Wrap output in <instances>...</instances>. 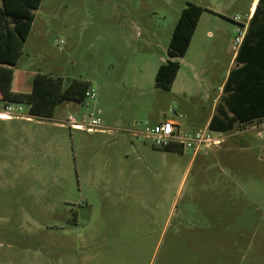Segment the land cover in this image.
Wrapping results in <instances>:
<instances>
[{
    "label": "rangeland",
    "instance_id": "1",
    "mask_svg": "<svg viewBox=\"0 0 264 264\" xmlns=\"http://www.w3.org/2000/svg\"><path fill=\"white\" fill-rule=\"evenodd\" d=\"M186 1L199 0H42L17 64L0 65V103L24 106L0 119V264H264V136L253 124L197 154L129 131L167 118L186 132L206 125L250 0H201L222 16L203 31H219L207 38L216 54L201 58L207 43L195 39L190 85L176 95L155 71ZM38 72L86 79L96 97L27 119ZM90 112L113 130L59 122Z\"/></svg>",
    "mask_w": 264,
    "mask_h": 264
},
{
    "label": "trees",
    "instance_id": "2",
    "mask_svg": "<svg viewBox=\"0 0 264 264\" xmlns=\"http://www.w3.org/2000/svg\"><path fill=\"white\" fill-rule=\"evenodd\" d=\"M41 2L0 0V65L17 64ZM258 9L259 6L255 14ZM203 10L201 5L186 1L169 41V59L162 62L156 72L157 88L171 89L180 69L177 58L186 54ZM236 60L241 66L232 69L227 77L223 87L225 95L209 123L212 130L229 132L239 124L264 120V25L252 22L238 49ZM90 85L86 79L72 78L66 83L62 76L38 72L33 77L27 101L29 113L39 118H50L55 107L65 100L82 103Z\"/></svg>",
    "mask_w": 264,
    "mask_h": 264
},
{
    "label": "built area",
    "instance_id": "3",
    "mask_svg": "<svg viewBox=\"0 0 264 264\" xmlns=\"http://www.w3.org/2000/svg\"><path fill=\"white\" fill-rule=\"evenodd\" d=\"M238 18L239 16H235L234 20H238ZM244 35V29H238L237 36L233 42L235 48L240 47ZM95 97V89L90 85L85 93V99L82 104L89 105L90 100L95 99ZM23 110L24 106L22 104L14 105L10 102L0 103V119L8 120L23 117ZM30 116L29 113V115H26V118L29 119L31 118ZM59 122L73 130H82L88 133L113 130L111 127L104 126L101 119L94 112L83 115L80 120H78L75 115L70 114L67 118ZM251 124L253 125L250 128L256 129L260 136H264V120H257ZM135 125L137 126V123H135ZM246 129L249 128L247 127ZM129 131L137 141L150 142L152 145L159 148H191L195 154L207 152L213 147L221 146L225 141L227 133L212 130L209 127L193 132H186L182 130L177 120L171 118L154 124L145 122L141 128H134Z\"/></svg>",
    "mask_w": 264,
    "mask_h": 264
},
{
    "label": "crops",
    "instance_id": "4",
    "mask_svg": "<svg viewBox=\"0 0 264 264\" xmlns=\"http://www.w3.org/2000/svg\"><path fill=\"white\" fill-rule=\"evenodd\" d=\"M195 3L201 5L204 8V10L202 12V15L200 16V19L198 21L197 27L195 29L194 35H193V37L191 39V42H190V45L188 47V50H187L186 54L183 57L177 58V60L180 59L179 60L180 69L178 70V73H177V75H176V77H175V79H174V81H173V83L171 85V89L169 90L171 93H175L176 95H180L182 92L186 93V90H184L185 89V85H188V86L190 85L189 84V80H187V82H186V76H185V73L183 72V60L185 59V57H186V55H187L192 43L195 41V39H198L199 41H201L203 43H207V45L206 44L203 45V51L201 52V58L206 56V55H208V54H210V56H215V54H216V43H215V41L211 42L210 40L207 39V38H213V36H214L213 33L211 31H208V33L206 32V33L203 34V31H204V26L206 25V23L209 22V21H212L211 17H216V18L219 17L220 18L222 16H220L219 15L220 13L217 10H215L213 7H210V6H207V5L204 6L202 4L201 0H199V1L195 2ZM258 6H259V9H258L257 13L255 14L256 8ZM217 13H219V14H217ZM236 16H239V15H236ZM234 17L232 18L233 20H234ZM239 19H240V16H239L238 20H234V21H239ZM252 22L255 23V24H259V25H264V0H262V1L261 0H250L249 9H248V12H247V20L243 24H239L238 23L240 25V27L238 29L243 28L244 31H245V34H246L248 29H249V26L252 24ZM219 34L220 33L217 30L216 31V35L214 36V38H216L215 40H217L219 38ZM235 37L231 39V42L229 43V45H227V47L225 49V51L228 50V49L232 50V57H231L228 65L226 67L225 75H224L223 81H222V83H221V85L219 87V91H218L216 97L213 99L212 110H211V113H210V115H209V117H208V119L206 121V125H205L204 128L209 127V123L211 121V118L213 117L214 114H216L217 107L222 102V98L225 95V93L223 91V87L225 85V82L227 80V77H228L230 71L232 69H234V68H238V67L241 66V63H239L236 60V55H237V52H238L239 48H235V46L233 44ZM167 59H169V58L164 59V57H160V61L161 62L159 64H157L155 72H157L160 64L162 62H165ZM200 62L201 61L197 59V61H195L193 63L191 62L189 64L190 67H191V70L195 71V74L198 75L197 76L198 78H201V76L207 71V69L204 66L199 68Z\"/></svg>",
    "mask_w": 264,
    "mask_h": 264
}]
</instances>
